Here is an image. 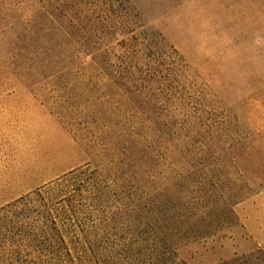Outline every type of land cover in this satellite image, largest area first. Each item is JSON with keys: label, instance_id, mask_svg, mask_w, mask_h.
Listing matches in <instances>:
<instances>
[{"label": "rangeland", "instance_id": "374dc122", "mask_svg": "<svg viewBox=\"0 0 264 264\" xmlns=\"http://www.w3.org/2000/svg\"><path fill=\"white\" fill-rule=\"evenodd\" d=\"M81 12L94 53L86 27L36 65L35 26ZM0 171L35 225L121 248L173 218L184 264H264L233 254L264 193V0H0Z\"/></svg>", "mask_w": 264, "mask_h": 264}, {"label": "trees", "instance_id": "16d2710c", "mask_svg": "<svg viewBox=\"0 0 264 264\" xmlns=\"http://www.w3.org/2000/svg\"><path fill=\"white\" fill-rule=\"evenodd\" d=\"M45 14L52 17L48 10ZM85 15L87 14L81 12L74 22L59 21L56 22L57 26H35V35L30 34L34 42V63H49V60L41 62L36 58L39 54L53 57L61 47L63 37L72 39V30L86 27L90 34L83 40V50L89 54L94 53L92 49H96L101 38L98 40L95 36V20H86ZM117 23L113 25H118ZM114 27L117 29L115 33L122 35V28ZM52 34L57 37L53 43L50 38ZM120 40L118 42L121 44ZM145 42L141 38L138 45L143 46ZM172 51L175 53L173 48ZM23 200L18 198L0 207V264H184L177 257L175 242L186 232L182 230L181 223L173 218L165 219L161 229L156 232L151 228V234L146 235L143 243L111 248L98 242L100 234L97 231L61 228L56 217H45L40 224L35 225V221L29 220L17 210H23L22 207L26 205ZM169 223L174 227L170 228Z\"/></svg>", "mask_w": 264, "mask_h": 264}, {"label": "crops", "instance_id": "0c3cea01", "mask_svg": "<svg viewBox=\"0 0 264 264\" xmlns=\"http://www.w3.org/2000/svg\"><path fill=\"white\" fill-rule=\"evenodd\" d=\"M17 196H19V187L14 188L10 185L5 190L2 171H0V207L4 203L16 199ZM251 206V216L247 213L241 214L243 225L251 236L247 242L236 247L233 254L248 252L258 248V246H264V219L262 220L264 218V193L257 194L255 200L251 202ZM243 245H247V247L245 248Z\"/></svg>", "mask_w": 264, "mask_h": 264}]
</instances>
